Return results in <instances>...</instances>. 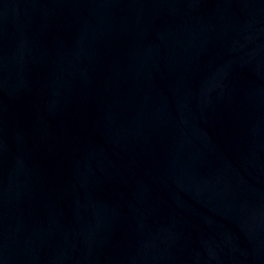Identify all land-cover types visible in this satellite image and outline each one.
Masks as SVG:
<instances>
[{"label": "water", "instance_id": "95a60500", "mask_svg": "<svg viewBox=\"0 0 264 264\" xmlns=\"http://www.w3.org/2000/svg\"><path fill=\"white\" fill-rule=\"evenodd\" d=\"M0 264H264V0H0Z\"/></svg>", "mask_w": 264, "mask_h": 264}]
</instances>
